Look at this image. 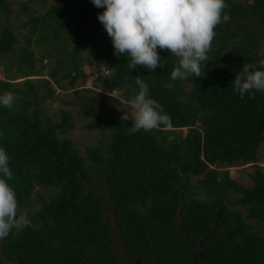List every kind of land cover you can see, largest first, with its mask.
I'll return each instance as SVG.
<instances>
[{
  "label": "trees",
  "instance_id": "1",
  "mask_svg": "<svg viewBox=\"0 0 264 264\" xmlns=\"http://www.w3.org/2000/svg\"><path fill=\"white\" fill-rule=\"evenodd\" d=\"M45 1H20L16 14L27 20L17 28L30 26L20 46L9 20L12 3L0 0V56L14 55L23 78H0V95L16 98L12 109L0 105V147L9 156L13 178L7 182L16 193L17 215L29 220L0 240V264H264L262 168L254 166L253 185L244 187L211 167L256 162L264 144V92L241 98L232 86L244 64L264 59V51L257 52L264 0H225L230 21L215 28L204 74L175 81L177 61L167 50L158 49L164 68L130 70L127 55L114 54L98 20L104 9L91 0H59L35 15L32 3ZM35 35L51 42L55 55L37 59ZM56 55L47 75L39 73L43 66L36 64ZM85 58L108 71L107 92L123 90L126 99L134 98L135 76H141L172 127L134 131L131 120L121 119L129 106L105 107L75 89L77 99L67 103L92 112L85 127L104 136L84 157L65 136L75 128L73 116L61 109L52 120L42 115V105L56 89L75 86ZM234 192L239 195L230 199ZM33 195L40 207L24 211Z\"/></svg>",
  "mask_w": 264,
  "mask_h": 264
},
{
  "label": "clouds",
  "instance_id": "2",
  "mask_svg": "<svg viewBox=\"0 0 264 264\" xmlns=\"http://www.w3.org/2000/svg\"><path fill=\"white\" fill-rule=\"evenodd\" d=\"M98 13V20L111 38L114 54L127 55L128 68L142 66L150 72L164 68L159 50H167L176 58L171 71L172 80H185L204 74L207 53L216 36L215 28L230 21L225 12V0H91ZM132 88L134 98L130 112H123L122 120H131L134 131H152L162 126L171 128V118L163 107L149 95V86L137 75ZM233 91L241 98H253L255 92H264V59L258 64H244L232 82ZM15 95H0V105L12 109ZM3 135V133H0ZM0 240L8 237L13 229L27 226L25 215H17L16 193L8 184L13 178L9 156L0 147Z\"/></svg>",
  "mask_w": 264,
  "mask_h": 264
},
{
  "label": "rangeland",
  "instance_id": "3",
  "mask_svg": "<svg viewBox=\"0 0 264 264\" xmlns=\"http://www.w3.org/2000/svg\"><path fill=\"white\" fill-rule=\"evenodd\" d=\"M11 1V8L12 11L9 15V20L14 26V32L18 35V39L21 41L19 43L20 46H24V35L29 33L28 28L30 26L26 27H20L17 28V26L22 22L27 20V15L23 14L21 16H17L16 12L20 8V1L24 0H10ZM59 0H46L44 4L39 3H32L34 5V8H36V14L44 13L50 4H53ZM251 1V0H248ZM40 34L44 35L43 32H39ZM39 35H35L32 40V46L31 48L36 52L35 57L38 59L43 53H56L54 49L52 48V43H41L40 40L35 39L38 38ZM235 40L234 38L231 39V41ZM260 48L257 50L258 53H263L264 51V38L260 37ZM215 47V45L213 46ZM55 55V54H54ZM85 56V54H84ZM11 57H14V55L9 56H0V78H6L8 74L15 76L17 79L15 81H21L23 78H19L20 75L17 73V68L11 59ZM59 57L58 55L52 56L51 58H45L41 62H38L36 64V67L43 66L42 70L39 73L47 75V72L49 68L53 67L56 64V58ZM7 69L9 70V73L7 72ZM81 73L83 74V77L78 78L76 80V84L73 88L67 87L66 90H58L56 89L55 96L51 99H48L43 105L42 115L50 117L52 120H57L58 115L60 114V110L63 109L67 112H69L73 117L72 120L75 124V128L70 130L65 136L69 137L74 147L84 156L86 157V148L87 147H96L99 145V142L101 139L104 138L102 133L98 129L88 130L85 125L90 122L94 115L89 110L80 111V105H72L67 103L68 101L77 99L75 95L73 94V91L75 89H78L79 95H89L93 98L94 103H99V101H103V105L105 107H113L116 109H122L126 106H129L130 109V101L133 98L126 99L123 90H114L112 92H107L104 83H103V77L104 75L108 74V71L105 70L103 67L98 66L95 64L94 61H91L89 59H84L82 67H81ZM61 75V74H60ZM68 78L62 79L63 84H67ZM54 85V84H53ZM68 85V84H67ZM85 88H90L91 91L85 92ZM81 100V99H78ZM131 111V109H130ZM187 131L186 128L182 129V133L185 134ZM85 162H89L88 159H85ZM258 165L262 168V171L264 173V144H261L258 148L257 153V160L256 162H248L244 164L240 163H233L231 165L223 164L221 166L219 165H212V168L222 170V171H228L229 178L234 179L238 184L244 186V187H251L253 185L252 180L250 179V174L254 171V166ZM202 176H200L201 178ZM194 183L195 178L191 179ZM42 194L47 193V190H43L41 188H37ZM196 192L199 193L200 198L206 197V195L203 193L204 189L199 190L195 189ZM239 195L238 192H234L230 199L233 197H237ZM227 205L231 208H240L238 205L232 206L228 201ZM40 207L39 200L37 195L32 196V202L31 204L24 209L26 210H36ZM110 205H108V210H110ZM109 215L111 216L112 213L110 212ZM196 253V251H195ZM197 256V254H196ZM195 259V258H193ZM4 264H12L4 260ZM194 264V263H193Z\"/></svg>",
  "mask_w": 264,
  "mask_h": 264
},
{
  "label": "flooded vegetation",
  "instance_id": "4",
  "mask_svg": "<svg viewBox=\"0 0 264 264\" xmlns=\"http://www.w3.org/2000/svg\"><path fill=\"white\" fill-rule=\"evenodd\" d=\"M194 264H196V262H194Z\"/></svg>",
  "mask_w": 264,
  "mask_h": 264
}]
</instances>
